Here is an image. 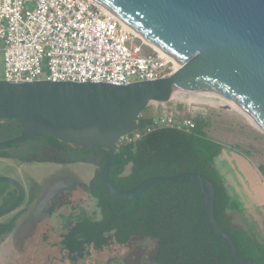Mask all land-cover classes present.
Returning a JSON list of instances; mask_svg holds the SVG:
<instances>
[{
    "label": "water",
    "instance_id": "95a60500",
    "mask_svg": "<svg viewBox=\"0 0 264 264\" xmlns=\"http://www.w3.org/2000/svg\"><path fill=\"white\" fill-rule=\"evenodd\" d=\"M180 64L167 77L129 84L41 79L11 82L0 78V119L21 123L20 134L0 141V150L45 135L86 149L104 147L107 157L101 182L116 200L138 198L156 184L191 181L199 189L209 228L228 245L239 264L231 236L215 215L216 187L196 171L151 176L122 189L108 179L118 146L126 135L152 124L142 113L153 103L186 92L216 108L242 110L264 132V0H94ZM16 200L0 218L19 209L25 186L12 177Z\"/></svg>",
    "mask_w": 264,
    "mask_h": 264
},
{
    "label": "trees",
    "instance_id": "16d2710c",
    "mask_svg": "<svg viewBox=\"0 0 264 264\" xmlns=\"http://www.w3.org/2000/svg\"><path fill=\"white\" fill-rule=\"evenodd\" d=\"M208 117H197L195 128L189 132L152 126L139 138L123 140L114 154L108 179L119 188L129 189L151 176L174 175L183 171L204 174L216 187L215 218L219 226L231 236L239 257L264 264V241L250 234L246 228L236 225L229 213L238 211L240 206L230 197L215 169L214 160L225 145L206 131L210 126ZM21 129V123L17 120L0 119V141L20 134ZM134 135L135 132L128 136ZM32 144H38L39 162L49 160L52 148H60L63 159L59 158L57 162H88L99 167L89 186L96 209L89 212L82 208L79 212L62 215L64 232L56 245L63 252V260L78 264L81 260L92 258L94 253L112 251L136 239H151L155 241L154 248L141 258L139 264H239L231 258L226 241L209 228L200 191L193 182L156 184L148 187L136 199L116 200L105 191L101 182L106 148L86 149L74 142H64L45 135L0 150V157L14 158L16 154L12 150L23 155L22 149ZM22 155L19 158L26 161L27 154ZM129 165L130 172L125 174ZM257 167L264 178V164ZM75 185V182L71 184ZM17 196L18 190L11 203ZM55 196L44 208L47 215H53L58 208L60 200ZM26 211L27 207H24L14 213L9 223H0V240L13 231L17 219ZM44 216L40 215L39 221ZM118 258H108L105 264H112Z\"/></svg>",
    "mask_w": 264,
    "mask_h": 264
},
{
    "label": "built area",
    "instance_id": "2783aa9c",
    "mask_svg": "<svg viewBox=\"0 0 264 264\" xmlns=\"http://www.w3.org/2000/svg\"><path fill=\"white\" fill-rule=\"evenodd\" d=\"M3 79H41L129 84L176 72L180 64L149 44L119 17L94 0H0ZM189 93V92H186ZM173 96V103L150 105L153 122L135 131L139 138L152 126L189 132L211 107ZM120 142V143H121Z\"/></svg>",
    "mask_w": 264,
    "mask_h": 264
},
{
    "label": "rangeland",
    "instance_id": "374dc122",
    "mask_svg": "<svg viewBox=\"0 0 264 264\" xmlns=\"http://www.w3.org/2000/svg\"><path fill=\"white\" fill-rule=\"evenodd\" d=\"M2 42L0 40V45H3ZM3 71L0 53V78H3ZM183 98L199 100L190 93H186ZM175 99L171 97L165 102L170 104ZM151 115L150 107L142 113V117ZM208 118L210 126L206 131L212 138L225 145L221 154L214 160L215 169L230 197L240 206L238 211H230L233 221L264 241V178L257 167L264 164V132L242 110L211 107ZM37 145L32 144L29 148L22 149V152L27 154L26 161L19 158L22 153L18 154L16 150H12L16 154L14 158L0 157V176L17 179L26 188L23 205L1 217L0 223H9L14 213L27 207V211L17 219L13 231L0 240V264H70L69 261L63 260V252L60 246L56 245L64 232L61 215L72 211L73 206L75 212L82 208L89 212L96 209L89 186L94 181L99 167L88 162L61 165L57 163L59 158L63 159L60 148H52L49 160L39 162ZM62 170H67L71 175H60ZM129 172L130 165L127 166L125 174ZM76 181L80 183L72 190L71 205L62 204L52 216H47L44 208L58 193L55 189L66 188ZM16 195L15 186L0 182V210L7 207ZM42 214L46 217L37 224V219ZM154 245L155 241L151 239H136L127 246H117L112 251L94 253L92 258L81 260L78 264H105L108 258L113 256L119 258L112 264H139L141 258L151 251Z\"/></svg>",
    "mask_w": 264,
    "mask_h": 264
},
{
    "label": "flooded vegetation",
    "instance_id": "af4514ba",
    "mask_svg": "<svg viewBox=\"0 0 264 264\" xmlns=\"http://www.w3.org/2000/svg\"><path fill=\"white\" fill-rule=\"evenodd\" d=\"M57 163H59V164H68V163H64V162H57ZM61 173H64L65 175H66V177H67V175H71L67 170H62L59 174L61 175ZM64 175V176H65ZM78 182V183H77ZM79 183H80V181H76V185L75 186H67L66 188H61V187H56L57 189H55L58 193L56 194V198L58 199V200H60V202H59V205H58V207H60L62 204H64V205H68V206H70L71 205V203H72V201L70 200V197H72V195H73V192H72V190L73 189H75V187L76 186H78L79 185ZM63 187V186H62ZM70 187H73L72 189H69ZM54 197V198H55ZM50 201V200H49ZM68 201H71V203H69ZM58 209V208H57ZM71 212H74L73 211V209H72V211H70L69 213H66V214H62V215H69ZM47 215V214H46ZM61 215V216H62ZM47 216H52V215H47ZM46 217V216H45ZM44 219V218H43ZM43 219L41 220V221H39V223H41L42 221H43ZM62 226H63V224H62Z\"/></svg>",
    "mask_w": 264,
    "mask_h": 264
},
{
    "label": "crops",
    "instance_id": "0c3cea01",
    "mask_svg": "<svg viewBox=\"0 0 264 264\" xmlns=\"http://www.w3.org/2000/svg\"><path fill=\"white\" fill-rule=\"evenodd\" d=\"M3 43V42H2ZM0 53H2V61H3V68H4V60H3V45H0ZM130 168H131V165H130ZM229 213H230V211H229ZM37 221H38V223L37 224H39V219H37ZM36 221V222H37Z\"/></svg>",
    "mask_w": 264,
    "mask_h": 264
},
{
    "label": "bare ground",
    "instance_id": "6f19581e",
    "mask_svg": "<svg viewBox=\"0 0 264 264\" xmlns=\"http://www.w3.org/2000/svg\"><path fill=\"white\" fill-rule=\"evenodd\" d=\"M144 38V37H143ZM145 39V38H144ZM149 44H151L147 39H145ZM152 45V44H151ZM154 47V46H153Z\"/></svg>",
    "mask_w": 264,
    "mask_h": 264
}]
</instances>
